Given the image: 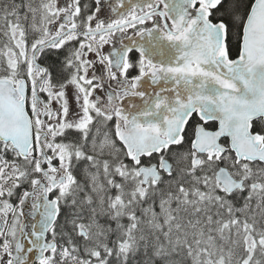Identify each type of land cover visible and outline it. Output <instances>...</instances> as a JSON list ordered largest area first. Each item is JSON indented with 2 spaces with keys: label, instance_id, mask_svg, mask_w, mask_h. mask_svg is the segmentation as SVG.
Returning a JSON list of instances; mask_svg holds the SVG:
<instances>
[{
  "label": "snow or ice",
  "instance_id": "obj_1",
  "mask_svg": "<svg viewBox=\"0 0 264 264\" xmlns=\"http://www.w3.org/2000/svg\"><path fill=\"white\" fill-rule=\"evenodd\" d=\"M0 264H264V0H0Z\"/></svg>",
  "mask_w": 264,
  "mask_h": 264
}]
</instances>
